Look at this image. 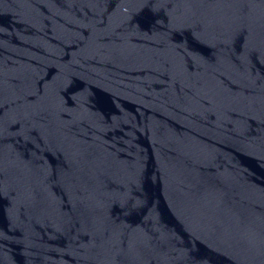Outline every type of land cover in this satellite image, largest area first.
<instances>
[{
	"label": "water",
	"instance_id": "obj_1",
	"mask_svg": "<svg viewBox=\"0 0 264 264\" xmlns=\"http://www.w3.org/2000/svg\"><path fill=\"white\" fill-rule=\"evenodd\" d=\"M0 264H264V0H0Z\"/></svg>",
	"mask_w": 264,
	"mask_h": 264
}]
</instances>
